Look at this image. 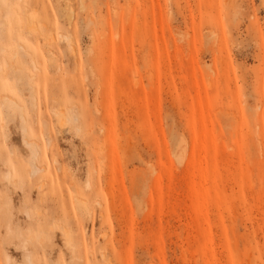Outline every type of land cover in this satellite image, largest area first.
<instances>
[{
    "label": "rangeland",
    "instance_id": "374dc122",
    "mask_svg": "<svg viewBox=\"0 0 264 264\" xmlns=\"http://www.w3.org/2000/svg\"><path fill=\"white\" fill-rule=\"evenodd\" d=\"M5 14L0 264H264V0Z\"/></svg>",
    "mask_w": 264,
    "mask_h": 264
},
{
    "label": "bare ground",
    "instance_id": "6f19581e",
    "mask_svg": "<svg viewBox=\"0 0 264 264\" xmlns=\"http://www.w3.org/2000/svg\"><path fill=\"white\" fill-rule=\"evenodd\" d=\"M17 1H20V0H17ZM5 18H7V15L5 14V15H0V34L2 33V31H4L5 30V28L4 27H6L7 26V24H6V20H5ZM30 28V27H29ZM32 28H34V27H32L31 26V29ZM4 29V30H3ZM35 29V28H34ZM38 29V28H37ZM38 31V30H37ZM31 32H32V30H31ZM35 33H33V34H36L37 32L36 31H34ZM15 38V37H14ZM13 38H11V40H12ZM2 40V37L0 36V41ZM16 42H17V40H16ZM15 41H14V43H12L13 45L11 46V45H9V44H7V45H9V49H13V47H14V45H16L17 46V44H15L16 43ZM21 43V42H20ZM19 43V44H20ZM1 46H2V44H1ZM0 46V48H2ZM11 47V48H10ZM18 47V46H17ZM16 47V48H17ZM20 47V46H19ZM15 48V47H14ZM25 48V47H24ZM3 49V48H2ZM18 49L19 48H17V51H18ZM5 51H6V48L4 49ZM3 50V51H4ZM16 49H13V51H15ZM24 50V49H23ZM9 51V50H8ZM11 51V50H10ZM12 51V52H13ZM17 51H15V52H13V53H10V55H12V56H16L17 55ZM27 51V49L26 50H24L22 53H25ZM7 52V51H6ZM27 53V52H26ZM25 53V54H26ZM4 54H5V52H4ZM4 54H2L3 56H5ZM28 54V53H27ZM10 57V56H9ZM5 58V57H4ZM6 58H7V55H6ZM12 58V57H11ZM3 59V58H2ZM33 62H34V60H33ZM32 62V63H33ZM36 67V66H35ZM1 81V80H0ZM1 104H2V106L5 104V103H7V104H9L8 106H12V107H18L19 105H17V103L14 101V100H11V99H8L7 97H6V99L4 100L3 99V101L1 100V102H0ZM7 110L8 111H10L11 109H10V107H8L7 108ZM31 141V140H30ZM24 143H25V145H27V146H30L31 147V145L30 144H32V143H29L26 139H24ZM32 145H34V146H32L31 148H33V149H35L36 148V150H38L37 149V147H36V145L33 143ZM35 151V150H34ZM37 152V155H38V151H36ZM36 152L35 153H33L34 154V156L36 155ZM32 154V155H33ZM38 169L36 168V166H32V169H31V171H32V173H35L36 171H37ZM78 199V198H77ZM79 201V200H78ZM65 232V231H64ZM66 241H68V240H66ZM71 249V248H70Z\"/></svg>",
    "mask_w": 264,
    "mask_h": 264
}]
</instances>
